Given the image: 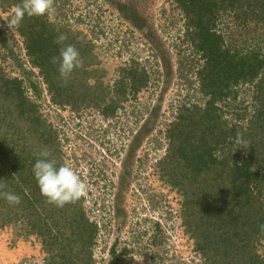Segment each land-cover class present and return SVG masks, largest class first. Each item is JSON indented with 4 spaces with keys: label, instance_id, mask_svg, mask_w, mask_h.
<instances>
[{
    "label": "trees",
    "instance_id": "trees-1",
    "mask_svg": "<svg viewBox=\"0 0 264 264\" xmlns=\"http://www.w3.org/2000/svg\"><path fill=\"white\" fill-rule=\"evenodd\" d=\"M172 1L186 23L185 36L197 58L194 75L205 101L202 106L181 105L166 126L167 153L158 164L161 177L167 175V182L184 197L183 232L195 242V251L204 264H264L257 250L259 242L264 241L258 227L264 224V57L257 46L245 49L244 42L239 41L242 34L235 36L242 30L233 31L229 24L230 16L235 27L252 26L253 35L247 37L258 39V43L264 36V0ZM218 24L220 30L216 29ZM17 30L52 103L69 106L76 115L89 107L102 119L113 117L126 101V92L136 93L148 83L145 68L133 66L120 70L111 90L102 88L98 77L88 70L95 59L92 47L81 50L70 28H55L46 16H25ZM57 31L67 36L66 44L75 45L82 54L89 53L83 54V67L73 72L66 86L61 85L58 66L50 62L59 54V46L53 43ZM91 78L95 83L89 86ZM30 85L35 88L32 82ZM243 85L252 86L254 112L245 125L241 123L245 114H236L239 120L230 124L224 108L237 98V89ZM109 92L114 97L106 99ZM237 132L250 142L247 154L241 144L235 143ZM58 144L51 124L27 98L23 82L0 72V183L7 185L6 191L21 197L16 206L0 198V227L14 222L28 226L25 237L30 238L31 230V236L45 249L43 254L52 253L48 264H91L98 230L85 216L83 198L63 208L46 203L32 171L38 158L34 153L39 149H49L58 165L63 163ZM169 165H173L174 174ZM69 231L74 237L70 238ZM60 237L63 241L67 237V247L60 246L57 251V240L63 243ZM116 252L113 247L109 264H134L130 257L123 256L126 249L123 255Z\"/></svg>",
    "mask_w": 264,
    "mask_h": 264
},
{
    "label": "rangeland",
    "instance_id": "rangeland-1",
    "mask_svg": "<svg viewBox=\"0 0 264 264\" xmlns=\"http://www.w3.org/2000/svg\"><path fill=\"white\" fill-rule=\"evenodd\" d=\"M9 2L3 0L5 7L0 4V72L23 82L27 98L56 134L63 163L71 165L88 185L82 208L98 230L91 264H109L113 247L122 255L126 249L123 256L134 264H204L195 242L183 232L184 197L167 182V175L161 177L158 165L167 153L166 126L175 119L178 108L183 104L202 106L205 101L194 75L197 58L175 3L54 0L55 14L46 18L55 28H70L81 50L92 47L95 59L88 70L98 77L102 88L111 90L122 69L146 70V87L126 92V101L105 120L93 108L76 115L69 106L52 103L41 74L27 56L22 36L5 21L22 0ZM229 24L233 31L242 30L235 36L242 34L239 41L245 49L257 46L264 57V36L257 43L258 39L247 37L253 35L252 26L235 27L230 16ZM216 29L220 30V24ZM80 54L82 58L89 55ZM31 82L35 88L30 87ZM87 82L90 86L95 80ZM237 91V98L224 108L225 120L234 124L239 120L236 114H245L241 121L245 125L254 112V92L250 85ZM104 97L109 99L114 93ZM169 167L174 174L173 165ZM14 223L0 227V264H48L52 253L43 254L45 249L31 236V230L30 238L25 237L28 226ZM68 234L72 238V232ZM66 238H61L63 243L57 240L55 250L67 247ZM72 248L75 251L77 246ZM258 248L264 257V241Z\"/></svg>",
    "mask_w": 264,
    "mask_h": 264
},
{
    "label": "clouds",
    "instance_id": "clouds-1",
    "mask_svg": "<svg viewBox=\"0 0 264 264\" xmlns=\"http://www.w3.org/2000/svg\"><path fill=\"white\" fill-rule=\"evenodd\" d=\"M54 0H22L20 4L14 6L10 19H6L7 26L12 30L19 28L25 16L31 17H51L55 14ZM67 36L58 34L53 43L59 46L58 56H53L50 62L57 65L59 79L62 86H66L75 70L83 67V59L77 47L73 44H66ZM235 143L241 144L247 149L250 142L243 139V134L236 133ZM34 155L38 157L33 166L34 178L40 189L41 195L46 198V203L57 208H63L68 204H76L88 194V185L84 182L77 171L68 163H61L52 158L49 149L43 148ZM7 185L0 183V198L7 204L16 206L21 203V197L11 191H6ZM260 232L264 234V224L258 226ZM95 258L93 252L92 259ZM95 264V263H94Z\"/></svg>",
    "mask_w": 264,
    "mask_h": 264
},
{
    "label": "flooded vegetation",
    "instance_id": "flooded-vegetation-1",
    "mask_svg": "<svg viewBox=\"0 0 264 264\" xmlns=\"http://www.w3.org/2000/svg\"><path fill=\"white\" fill-rule=\"evenodd\" d=\"M135 136H137L135 133H134Z\"/></svg>",
    "mask_w": 264,
    "mask_h": 264
}]
</instances>
